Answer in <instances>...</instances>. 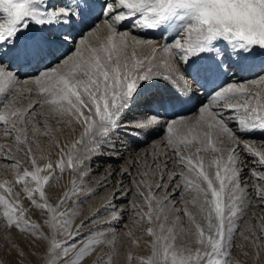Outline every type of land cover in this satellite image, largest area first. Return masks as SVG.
<instances>
[{"label":"snow or ice","instance_id":"1","mask_svg":"<svg viewBox=\"0 0 264 264\" xmlns=\"http://www.w3.org/2000/svg\"><path fill=\"white\" fill-rule=\"evenodd\" d=\"M253 208L264 0H0V264H264Z\"/></svg>","mask_w":264,"mask_h":264},{"label":"rangeland","instance_id":"2","mask_svg":"<svg viewBox=\"0 0 264 264\" xmlns=\"http://www.w3.org/2000/svg\"><path fill=\"white\" fill-rule=\"evenodd\" d=\"M152 38L153 39H159V35L153 36ZM184 115H190V114L187 113V114H184ZM160 135H163V133H161ZM153 139H159V137H154ZM149 147H150V145H149ZM65 183L67 184V177L65 178ZM105 195H106V193L101 192L96 198H94L92 201H90L88 205H85L84 208H83V215H87L89 213V211L91 210V208L101 204L103 202L102 197L105 196ZM73 199H75V197H73ZM25 203H27V202L25 201ZM251 212L256 213L257 216L264 214V212H261V210L258 209V208L251 209ZM33 219H38V217L36 215H33ZM244 226L245 225H241V227H244Z\"/></svg>","mask_w":264,"mask_h":264},{"label":"bare ground","instance_id":"3","mask_svg":"<svg viewBox=\"0 0 264 264\" xmlns=\"http://www.w3.org/2000/svg\"><path fill=\"white\" fill-rule=\"evenodd\" d=\"M157 38H158V37H157ZM193 110H194V109H193ZM187 113H188V114H191V113H189V112H185V113H183V114H187ZM140 147H141V149H144V148H148L149 145H148V144H145V145L143 144V145H141Z\"/></svg>","mask_w":264,"mask_h":264}]
</instances>
